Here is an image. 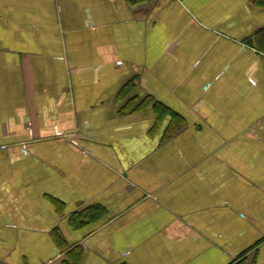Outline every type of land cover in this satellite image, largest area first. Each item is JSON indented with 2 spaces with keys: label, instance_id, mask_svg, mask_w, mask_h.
<instances>
[{
  "label": "crops",
  "instance_id": "0c3cea01",
  "mask_svg": "<svg viewBox=\"0 0 264 264\" xmlns=\"http://www.w3.org/2000/svg\"><path fill=\"white\" fill-rule=\"evenodd\" d=\"M264 0H0V264H264Z\"/></svg>",
  "mask_w": 264,
  "mask_h": 264
},
{
  "label": "trees",
  "instance_id": "16d2710c",
  "mask_svg": "<svg viewBox=\"0 0 264 264\" xmlns=\"http://www.w3.org/2000/svg\"><path fill=\"white\" fill-rule=\"evenodd\" d=\"M263 45H261V47L264 49V33H263V42H262Z\"/></svg>",
  "mask_w": 264,
  "mask_h": 264
}]
</instances>
